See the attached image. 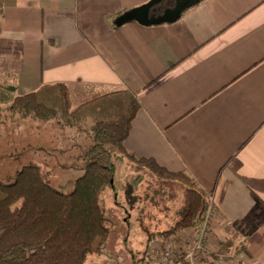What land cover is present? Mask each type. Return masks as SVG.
I'll use <instances>...</instances> for the list:
<instances>
[{"label": "crops", "instance_id": "crops-1", "mask_svg": "<svg viewBox=\"0 0 264 264\" xmlns=\"http://www.w3.org/2000/svg\"><path fill=\"white\" fill-rule=\"evenodd\" d=\"M149 1L0 0V113L12 94L42 84L64 83L72 102L129 90L139 109L124 141L127 152L192 177L215 205L212 254L202 264H264V0H186L157 22L132 16ZM174 4H155L150 18ZM21 120L0 118L1 147L35 122ZM69 131L62 128V137ZM70 139L76 140L62 144ZM126 163L133 164L115 160L114 189L130 182ZM123 190L114 204L129 217L135 212L132 228L141 249L147 246L142 257L159 264L152 247L182 230L164 241L147 239L140 233L143 207Z\"/></svg>", "mask_w": 264, "mask_h": 264}, {"label": "trees", "instance_id": "trees-1", "mask_svg": "<svg viewBox=\"0 0 264 264\" xmlns=\"http://www.w3.org/2000/svg\"><path fill=\"white\" fill-rule=\"evenodd\" d=\"M9 109L41 121L55 120L63 129H76L86 142L80 155L82 173L70 191L56 189L36 164L23 165L11 183L0 181V264H85L109 235L101 195L112 185L118 156L181 185L184 202L177 218L151 233L153 239L173 238L198 220L206 193L195 179L168 171L152 158H135L125 149L139 109L129 90L92 92L73 103L64 83L42 84L36 90L12 94ZM140 264L150 263L142 257Z\"/></svg>", "mask_w": 264, "mask_h": 264}, {"label": "rangeland", "instance_id": "rangeland-1", "mask_svg": "<svg viewBox=\"0 0 264 264\" xmlns=\"http://www.w3.org/2000/svg\"><path fill=\"white\" fill-rule=\"evenodd\" d=\"M73 103H77L75 98ZM9 104L5 105L6 108L4 107V110H2L5 113H0V118L3 116L13 117L17 121L24 122L18 112L8 109ZM5 119L9 124V119ZM33 120L35 122L30 125L32 127L28 129L26 134H20L18 138H12V146L6 144L0 146V153L4 154L3 157L0 155V181L11 183L14 181L17 171L23 165L36 164L43 169L48 180L56 189L70 191L74 186L75 178L82 173L80 170L81 161L77 156L82 153L83 145L86 142L85 137L80 135L76 129H71L68 133L69 138H76V140L70 139V144H62V139L65 142L69 138L66 135L62 137V128L55 120L41 121L35 118ZM117 158L122 157L118 156ZM125 165L127 167L122 166V168H125L124 171L130 182L120 183L118 189L110 186L101 195L107 214L109 213L107 219L109 235L104 240L100 250L87 257L85 264L141 263V252L143 250L141 247L144 242L142 238L139 239L136 233L137 230L132 228L134 222L131 219H135V212L131 213L129 217L130 212H122L119 202L114 204V200H118L117 196L114 198L118 194V190H126L127 195L131 194L132 197H136L135 205L137 203L142 205L146 222L142 223L140 233L146 238L151 233L165 229L166 227H163L164 223L169 221L171 224L177 218L178 211L184 202L183 191L178 182L157 177L152 172L137 165L127 163ZM129 185L131 188L133 187L134 191L126 189ZM20 204L21 200L17 202V205ZM121 217L122 221L120 220ZM120 221L122 223H119ZM127 224L130 226L129 231H126L128 236H125ZM113 233L117 234L116 237ZM135 247L141 249L139 253L132 251Z\"/></svg>", "mask_w": 264, "mask_h": 264}, {"label": "built area", "instance_id": "built-area-1", "mask_svg": "<svg viewBox=\"0 0 264 264\" xmlns=\"http://www.w3.org/2000/svg\"><path fill=\"white\" fill-rule=\"evenodd\" d=\"M215 205L211 199L206 198L198 220L182 230L177 237L157 250L159 264H202V261L210 258L212 249L208 244L209 225L214 215ZM229 254H226V256ZM235 255L232 252L230 256Z\"/></svg>", "mask_w": 264, "mask_h": 264}, {"label": "water", "instance_id": "water-1", "mask_svg": "<svg viewBox=\"0 0 264 264\" xmlns=\"http://www.w3.org/2000/svg\"><path fill=\"white\" fill-rule=\"evenodd\" d=\"M161 1H163V0H151V1H149L144 6H142L140 8H136L135 10H133L132 16H134L139 21L144 22V23L157 22V21H160L162 19H166L169 16H172V14H174L176 11H179L181 8L180 4L186 0H175L174 6L164 8L162 14L159 16V18H157V20L151 19L150 14H149V9L152 6H154L155 4L160 3Z\"/></svg>", "mask_w": 264, "mask_h": 264}]
</instances>
